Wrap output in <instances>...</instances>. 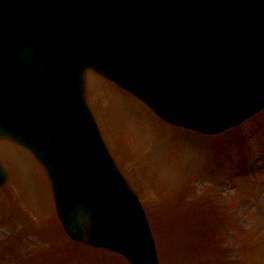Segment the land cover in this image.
I'll list each match as a JSON object with an SVG mask.
<instances>
[{
	"label": "water",
	"instance_id": "obj_1",
	"mask_svg": "<svg viewBox=\"0 0 264 264\" xmlns=\"http://www.w3.org/2000/svg\"><path fill=\"white\" fill-rule=\"evenodd\" d=\"M89 67L162 116L225 129L264 107V0H0V135L46 166L75 238L160 264L140 199L84 99Z\"/></svg>",
	"mask_w": 264,
	"mask_h": 264
},
{
	"label": "rangeland",
	"instance_id": "obj_2",
	"mask_svg": "<svg viewBox=\"0 0 264 264\" xmlns=\"http://www.w3.org/2000/svg\"><path fill=\"white\" fill-rule=\"evenodd\" d=\"M89 99L145 204L162 264H264V112L211 137L170 126L96 72ZM0 147L11 174L0 191V224H9L0 226V264H131L68 241L57 225L52 233L46 170L23 146Z\"/></svg>",
	"mask_w": 264,
	"mask_h": 264
}]
</instances>
